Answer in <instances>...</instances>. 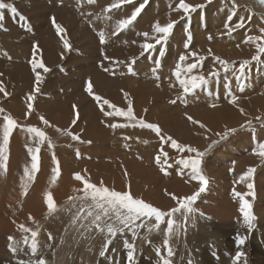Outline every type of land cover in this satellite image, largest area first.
Returning a JSON list of instances; mask_svg holds the SVG:
<instances>
[{
	"label": "rangeland",
	"instance_id": "374dc122",
	"mask_svg": "<svg viewBox=\"0 0 264 264\" xmlns=\"http://www.w3.org/2000/svg\"><path fill=\"white\" fill-rule=\"evenodd\" d=\"M18 1L3 0L14 5L17 14L13 15L6 9L0 11H3V14L11 13V18L18 21L21 14L17 6ZM89 1L94 3L90 12L80 11L78 6L79 12L75 17L73 12L76 10L72 11L73 9L60 14L56 23L69 33L75 31L78 45L72 40L71 33L70 37L67 35L65 39L70 45V50L68 49L66 62H53L52 67H47L48 71H44L43 68L31 69V72L35 73L33 81L28 79V74L22 70L27 62L31 66V60L33 58L37 60V52L41 47V43L37 42L38 38L31 30L11 34L7 29L0 28V85L5 89V92H0V108L3 109V112H0V131L7 123L5 116H11L17 122L10 135L12 142L7 150V166L0 169V200L5 195L14 199L15 196H20L19 191L22 192L24 184L28 185L25 187L26 195L22 198L26 200L29 197L42 174L41 157L45 154L51 157L49 158L51 166L48 170L50 176L45 185L43 184L44 193L40 192L39 195L46 202L45 196L51 195L53 201L60 203L59 208L36 218L29 213L24 215L20 210L21 204L25 201L22 198L18 203L4 204L0 201V221L2 226L8 227L0 229V264H37L39 260H43L44 264H162L160 257L170 259L171 264H228L219 254L222 250L227 252L226 255L234 258L229 264L237 262L235 256L238 250L245 253V258L240 264H250V262L264 264L261 263L264 258V199L263 208L258 212L256 208L260 199L257 190L255 188L251 190L255 193L253 197L241 191L239 187L242 183L243 186L245 184L240 180V176L246 175L248 168H255L256 171L251 180H245L246 187L248 183L257 185L258 175L264 172V158L253 154L258 150L259 144L264 143V54H259L260 63L252 60V57L258 54L257 44L264 46V5H261L259 0H197L196 2L184 0L195 8V11L185 14L183 10H175L179 0H132L110 11L108 10L110 6L119 3V0H109L106 4L104 0ZM47 2H54L53 6H49L48 16L51 17L54 14L52 11L59 2L55 0H47ZM153 2H163V5L149 12L150 10L146 8ZM137 3L138 7L141 3L144 5L142 12L131 25L117 33L118 23L131 17L136 9H133V4ZM166 11H170L171 14L166 15ZM209 13L215 17L214 21L211 19L212 15H207ZM76 17L77 20L74 19ZM143 17L145 20L148 19L140 23ZM232 17L235 18L234 21ZM242 18L244 27L235 28L233 25L239 23ZM157 22L161 26L174 22L175 26L166 43L156 45L154 50L144 52L141 47L143 43L146 41L155 43L151 37L156 35L153 32ZM229 28H232V31H229ZM52 31L56 32L53 23ZM100 32L105 35L103 44L99 39ZM189 32L192 40L190 46L186 48ZM144 33H148L147 38ZM255 37L260 39H250ZM114 38L120 40L114 43ZM131 43L137 45L136 48ZM170 43L172 49L169 53ZM75 52L78 54L77 61L67 65V61ZM191 52H195L197 57H204L192 74H203L209 83L185 95L176 79L175 71L177 65L181 64L179 61L181 55L188 57L182 67L186 68L188 64L196 62V58L190 55ZM217 56L228 61L232 67L225 71L214 59ZM244 60L252 62L244 73H240V62ZM92 64L96 66V72L107 67L113 73L121 72L125 76L127 74L125 79L128 84L125 87L127 96L124 97L126 101L121 102L122 104H115L111 99L108 101L125 112L131 102L133 122H137L135 127L132 126L133 122L128 121L124 116L113 115L112 122L105 121L104 113L112 112L113 109L107 108L109 105L101 104L100 101H96L95 111L84 107L83 97L86 96L88 83L91 82L87 78L90 70L88 65ZM213 71L218 72L219 75H210ZM37 73L41 76L39 84L35 79ZM185 74L182 73V76ZM37 87L40 88L38 93ZM131 88L137 90L136 93L138 92L140 97L138 104L141 108L130 99L131 96L128 94ZM222 92L225 93L224 96ZM93 93L98 95L94 88ZM29 95H33L34 99L29 101ZM230 95L232 98L236 97L235 104L231 102ZM192 98L193 101L189 100ZM174 100L176 102L172 103L171 101ZM29 104L32 105L31 109L28 107ZM213 104L216 107H213ZM61 105H64L66 110ZM39 106L43 112L39 111ZM150 108L157 114L160 112L159 115H154ZM19 114L25 117H20ZM189 116L196 121L205 122L203 123L205 128L193 124L188 119ZM44 120L49 123L44 124ZM140 120L146 124L159 126L161 136L165 138L170 136L178 143L198 151H206L213 141H218L210 151H207L202 161L203 174L209 179V185L194 203L195 213L187 215V218L183 212L171 217L175 224L170 237L167 232L169 217H165L164 223L160 224L159 228L155 227L154 217H142L135 222L137 225L143 224L142 227L137 228V236H133L128 229L123 233L118 232L112 239V244L108 245L105 255L101 256L100 253L104 250L103 246L108 236L106 225L122 226L116 219L115 210L108 209V215L105 216L104 210L97 208L91 197H85L84 181L97 187L102 185L109 190L129 191L133 198L141 199L162 211H170L178 207L169 194L184 198L193 195L200 187L197 181L191 179L190 169H185L179 163L182 159L195 158V153L177 151L171 147L170 142H163L151 129L141 128L138 123ZM249 122L251 128L247 127ZM116 123L128 126L117 129L109 127ZM76 125L78 132L73 128ZM85 126L92 129L87 131ZM29 127L39 128L44 132L46 139L41 142L39 137L26 131ZM211 128L212 130H209ZM230 129L236 131L230 132ZM2 133L0 132V145L3 144ZM218 133H228L227 138L221 139ZM28 135L30 136L28 143L19 140ZM30 148L33 150L39 148L37 153L39 166L33 173L32 180L25 175V170L31 169ZM161 150L167 155H163ZM59 154L74 156L81 164L66 165L64 174L58 159ZM116 155L123 156L124 159L122 157L120 160ZM156 156H160V163H157ZM108 159L111 160L107 161ZM244 160L246 163L243 162ZM238 161H242V165ZM57 167H59L58 173L55 171ZM74 169L77 171L74 172ZM76 174L83 179L77 181ZM60 187L66 194L56 199L50 194L51 189ZM213 190L216 193L211 192ZM234 192L243 194L253 205L252 212L256 219L253 221L251 231L243 223L239 211L240 200L233 194ZM219 195L220 197L222 195L220 199ZM206 196L211 202L207 201ZM215 196H218V199ZM227 197L229 200L231 198V201L222 200ZM238 200V204L234 206ZM218 203L220 205L216 207ZM201 212L203 216L200 215ZM18 214L20 224H17ZM97 214L101 215L100 221H95ZM24 228L28 231L25 232ZM101 228H104V231H101ZM149 228H152V231H149ZM33 231L37 232L35 254L31 251ZM241 236H247L246 244L243 246L238 243ZM165 240L168 241L167 245L164 243ZM126 241L134 245L132 261L128 260L129 250ZM14 246L15 252L12 251ZM168 247L173 251L171 257H167Z\"/></svg>",
	"mask_w": 264,
	"mask_h": 264
},
{
	"label": "snow or ice",
	"instance_id": "6c2138e0",
	"mask_svg": "<svg viewBox=\"0 0 264 264\" xmlns=\"http://www.w3.org/2000/svg\"><path fill=\"white\" fill-rule=\"evenodd\" d=\"M132 2V0H119V3H114L110 6V8L108 9L109 11L112 8H119L121 7L122 4L124 3H130ZM259 3L261 5H264V0H259ZM144 5L141 4L139 7H137L134 12L132 13L131 17L128 19H124L122 21H120L118 23L117 26V33L120 30H123L125 28H127L129 25H131L136 19L137 17L140 15V13L143 10ZM198 7H202V6H198ZM8 10L10 11L13 15L17 14V9L14 5L9 4V3H5L3 2V0H0V10ZM177 11L179 10H183V12L185 14H189L192 11H195V8L191 5H189L188 3H185L184 0H179V4L178 7L175 9ZM23 19V17L21 18ZM52 23L56 29V32L58 35H60V38L64 41V47L66 49L70 50V45L67 41V39H65V29L56 23L55 17H52ZM4 20V14L3 11H0V22H2ZM174 22H169L167 23L165 26H161V24L159 22L155 23L154 25V33L156 35H154L153 37H151V39L155 40V43H143L141 45L142 49L144 52H148L149 50H154L156 45L159 44H164L167 42L168 37L171 35L173 29H174ZM235 28H243L244 27V19H240L239 23H237L236 25H234ZM229 31H232V28H229ZM146 38L148 37V33H144L143 34ZM99 39L101 44L105 43V35L103 32L99 33ZM209 39H211V37H209ZM253 40H259L260 37H255V38H250ZM191 40H192V36L191 33L189 32L187 35V43L185 44V47H189L191 44ZM257 51L258 54L254 55L252 57L253 61H256L257 63H260V55L259 54H264V46H261L260 44H257ZM209 52H211V50H209ZM5 55H7V53H5ZM190 55L192 57L196 58V62L194 63H190L187 65V67H182L183 62H185L188 57L185 55H181L179 57V61L181 62L180 65H177V69L175 71V76L176 79L179 81L180 87L183 89V93L185 95L187 94H191L193 92H195L196 89L201 88L203 85L209 83L208 79H206V77L203 74L200 75H193L192 72L194 69H197L201 62L203 61L204 57H197V54L195 52H191ZM9 59H11V57H8ZM105 59H107V57L105 56ZM214 59L223 67V69L225 71H228V69L230 67H232V65L226 61L221 59L220 57H214ZM252 61L249 60H244L242 62H240V68L239 71L240 73H244L246 70V67L251 63ZM31 66L33 70L36 69H40L43 68L44 71H48L47 68H45L44 64L42 62H37V60L35 58H33L31 60ZM101 67H103V65H101ZM182 73H186L185 75L182 76ZM210 75L212 76H217L219 75L218 72L213 71L210 73ZM36 82L37 84H39L40 80H41V76L39 75V73H37L36 77ZM40 91V88L37 87L36 88V92L38 93ZM87 91L89 94H92L93 88H92V84L91 82L88 83L87 86ZM0 92H5V89L2 85H0ZM5 95H7V93H5ZM125 96H127V93H125ZM34 99L33 95H29L28 96V100L31 101ZM94 99L96 101H100L101 97L100 96H94ZM172 103H175L176 101H171ZM237 102L236 97L232 98V103L235 104ZM186 103V101H185ZM103 104H107L109 105V107H111L113 109L112 112H105L104 114L106 116H112V115H119V116H124L128 119V121L133 122L134 121V117H133V112H132V108H131V102H129V107L128 110L125 111H121L119 109L116 108L115 105L110 104V102L108 100H104ZM29 109H31L32 105L29 104L28 105ZM213 107H216L215 105H213ZM103 110V109H102ZM241 111H243L241 109ZM0 112H3V109L0 108ZM4 119L7 121V123L4 125V129H3V144L0 145V169L2 168H6L7 166V160H8V144H9V137L13 131V129L17 126V122L11 117V116H5ZM41 119H43V117H41ZM188 119L193 123V124H199L200 128H205V125L199 121L194 120L191 116L188 117ZM44 124H48L49 122L47 120L43 121ZM137 122H133L132 126L135 127ZM139 126L141 128H148L151 129L157 136L161 137V140L165 143L170 142L171 147L176 149L179 152H184L187 151L189 153H195V158H188V159H182L179 161V163L181 165H183V167L185 169H190V176L192 180H195L199 183L200 187L199 190L197 192H195L193 195L184 197V198H178L176 197L174 194H169L172 196V199L174 201H176V203L178 204V207H174L172 208L170 211H162L157 207L152 206L149 203L144 202L141 199H135L133 198V195L130 194L129 191H115V190H109L106 187H103L102 185L100 187H97L95 184H91L88 183L87 181H84L85 187H84V195L85 197H91V199L95 202L96 207L103 209V215H108V209H113L115 210V215H116V219L119 222L120 226L114 227L112 224H107V233L108 236L106 238V244L103 246V251H101L100 255L104 256L106 251H107V247L108 245L112 244V239L116 236V234L119 233H123L125 229H128L129 231L132 232L133 236H137V228L142 227L143 224L137 225L135 222L140 220L142 217H147V218H155L156 224L155 227L159 228L160 224L164 223L165 221V217H169L170 219H168L167 221V232L169 237L172 235L173 233V227L175 224V221L173 219H171V217H173L174 214L176 213H181L183 212L184 214H186V218L187 215H191L193 213L196 212V209L193 207L194 203L198 200V197L204 193L207 190V187L209 185V179L206 177L205 174H203V169H202V161L203 158L206 156L207 151H210L216 143H218V141H213L212 144L209 145L208 149L206 151H198L195 148H192L190 146H185L183 144L178 143L175 139H173L172 137H163L161 136V129L159 126L152 124V123H145L143 120L138 121ZM127 124H122V125H117V124H111L110 127L112 128H117V127H127ZM243 127V126H242ZM247 127L251 128V122L248 123ZM27 132L29 133H33L35 136L40 138V141L43 142L46 137L44 132H42L39 128L36 127H29L26 129ZM230 132H235L236 129H230ZM217 135L220 136L221 139H226L228 133H218ZM76 139H78V137H76ZM163 153V150H161ZM29 152L32 153L31 155V169L25 170V175L28 177L29 180L33 179V173H35L38 169L39 166V157L37 155V153L39 152V148H36L35 150L33 149H29ZM253 154L258 155L259 157L264 158V143H260L258 146V150L255 151ZM163 155H167V153H163ZM53 159H55V156H53ZM156 161L157 163H160V156H156ZM55 171L58 173L59 172V167H57L55 169ZM256 169L255 168H248L246 175H242L240 176V180L244 181V180H251V178L253 177V174L255 173ZM127 174V173H125ZM75 179L77 181H81L83 178L79 175L76 174L75 175ZM130 187V185H129ZM248 189L250 190L248 192V195L250 196H255V193L252 192L251 190L253 189V184L252 183H248L247 185ZM236 197L239 198L240 200V206H239V211L242 214L243 217V223L246 226V228L251 231L253 228V221L256 219V217L253 215L252 212V208L253 205L251 203H249V201L245 198V196L239 192H234L233 193ZM47 204H48V208L50 210H52L54 208L53 205V200H52V196L48 195L47 196ZM91 215V213H89ZM201 216H203L204 214L201 212L200 213ZM208 219H211L210 217H208ZM101 220V215L97 214L95 216V221H100ZM99 226V225H97ZM101 231H104V228L100 229ZM24 231L27 232L28 229L24 228ZM149 231H152V228H149ZM32 236V243H31V251L32 253H36L37 251V241H36V237H37V232L33 231L31 233ZM9 239H12L11 237H9ZM51 239V237H50ZM246 240H247V236H241L239 239V245L243 246L246 244ZM126 243V247L128 248L129 252H128V260L132 261L134 258V245L131 243ZM165 245L168 244V241L165 240L164 241ZM12 251L15 252L16 248L15 246L12 248ZM173 255V251L171 249V247H168L167 249V257H171ZM245 258V253L242 250H238L235 256V260L237 262H241L242 259ZM160 259L162 260V264H171L170 259L165 258V257H160ZM37 264H44L43 260H39L37 261Z\"/></svg>",
	"mask_w": 264,
	"mask_h": 264
},
{
	"label": "bare ground",
	"instance_id": "6f19581e",
	"mask_svg": "<svg viewBox=\"0 0 264 264\" xmlns=\"http://www.w3.org/2000/svg\"><path fill=\"white\" fill-rule=\"evenodd\" d=\"M55 1H57V2H59V3H57V7L52 11L54 14L50 17V16H48V14H49V6H53V4H54V2L53 3H48L47 2V0H27L26 2H23V0H19L18 1V8L21 10V14H19V20L17 21V20H14V19H12L11 18V13H4V20L2 21V22H0V28H2V29H7L11 34H17V32H20V33H22L23 31H26V30H28V31H30L31 30V32H34V34L36 35V37L38 38L37 39V42H39V43H41V47H39V50H38V52H37V60H38V62H42L43 64H44V66H45V68H47V67H52L51 65H52V63L53 62H55V63H61V62H66V60H65V58H66V56H67V53H68V49H66L65 47H64V42H63V40L60 38V35H58L57 34V32H54V31H52V17H55V20H57V22L59 21V19L58 18H60V14L63 12V11H68V10H70V9H73L72 11H74V10H76L75 12H73V17H75V16H77L78 15V9H77V7L79 6V9H80V11H85V12H90L91 10H92V8H93V6H94V3L92 2V1H89V0H67L66 2H64L63 0H55ZM107 1H109V0H104V3L106 4L107 3ZM113 1V0H112ZM115 1H117V0H115ZM187 1V0H186ZM188 1H190V0H188ZM197 0H194V2H196ZM200 1H204V0H200ZM207 1V0H206ZM61 2V3H60ZM142 4V3H141ZM193 4H195V3H193ZM138 3L137 4H133V9H135V8H137L138 7ZM160 5H163V2H161V3H155V2H153L152 4H150V5H148V8H146L147 10H150L149 12H152L151 10H155V9H159V8H161L162 6H160ZM220 6V5H219ZM51 12V11H50ZM148 12V13H149ZM212 14H213V12H211ZM211 13H209V14H207V15H212ZM229 13V12H228ZM112 14V13H111ZM164 14V13H163ZM171 14V12L170 11H166V15H170ZM142 15V14H141ZM147 15H149V14H147ZM174 15V14H173ZM23 17V19H21ZM50 17V18H49ZM148 17V16H147ZM208 17V16H207ZM211 17V16H210ZM25 18V19H24ZM164 19H166L165 17H163ZM173 17H172V15H171V19H172ZM233 18V17H232ZM231 18V19H232ZM75 20H77V17L76 18H74ZM148 19V18H147ZM146 19V20H147ZM211 19H213V21H214V19H215V17H213V15H212V17H211ZM234 19L235 18H233V21H234ZM115 20V19H114ZM145 20V17H143L142 19H141V21H139L140 23L141 22H145L146 21ZM181 20V19H180ZM160 21H162V20H160ZM165 21V20H164ZM170 21H172V20H170ZM198 21H200V20H198ZM167 22V21H166ZM235 23V22H234ZM139 24V23H138ZM237 24V23H236ZM166 24H164V26H165ZM234 26V25H233ZM135 27H137L136 25H135ZM139 27V26H138ZM134 28V27H133ZM104 29H105V27H104ZM66 30V29H65ZM131 30V29H130ZM151 30V29H150ZM131 31H133V30H131ZM27 32V31H26ZM130 32V31H129ZM135 32V31H134ZM153 32V31H152ZM71 33V37H72V40L75 42V44L76 45H78L77 43H78V39H77V36H76V34H75V31L74 32H70ZM70 33H69V31H65V34H64V36H65V38L67 37V35L70 37ZM154 33V32H153ZM176 33V32H175ZM178 34V33H177ZM152 36V35H151ZM150 36V37H151ZM119 37V36H118ZM153 37V36H152ZM139 38V37H138ZM115 39H117V40H115ZM120 40V39H119ZM118 40V38H114V40H113V42L114 43H116V42H118L119 41ZM136 40V39H135ZM154 40V39H153ZM228 40V39H227ZM123 41V40H122ZM126 42V41H125ZM140 42V41H139ZM145 42V41H144ZM132 43H133V41H132ZM131 43V44H132ZM138 43V42H137ZM146 43H147V41H146ZM153 43V42H152ZM219 43V42H218ZM221 43V42H220ZM254 43V42H253ZM125 44V43H124ZM140 45V44H139ZM132 46H135V44H132ZM132 46H130V47H132ZM137 46V45H136ZM136 46H135V48H136ZM84 47V46H83ZM119 47H121V46H119ZM140 47V46H139ZM220 47V46H219ZM85 48V47H84ZM118 48V47H117ZM138 48V47H137ZM90 49V48H89ZM138 49H140V48H138ZM137 49V50H138ZM171 49H172V43H170V45H169V53L171 52ZM105 50V49H104ZM130 50V49H129ZM131 50H133V51H136V49L134 50V49H131ZM123 52L125 51V50H122ZM121 51V52H122ZM132 53V52H131ZM105 54V53H104ZM107 54V53H106ZM117 54V53H116ZM77 56H78V54L75 52L74 53V55L72 56V57H70V59L67 61V65H69V64H71V63H74V62H76L77 61ZM115 57V56H114ZM84 60V59H83ZM166 61H168V60H166ZM187 61V60H186ZM142 62V61H141ZM147 62H148V60H147ZM169 62V61H168ZM144 63V62H143ZM143 63H141V64H143ZM153 63H154V61H153ZM169 64V63H168ZM167 64V65H168ZM184 64H186V63H184ZM88 68H90V70H89V74L87 75V78H89L90 80H91V84H92V87L94 88V90H96L97 92H98V95H96V94H89L88 92H87V94H86V96H84L83 97V100H85V105H84V107H86V108H88V109H92L93 111H95V109H97L96 107V100L94 99V96H100L101 97V100H100V103L102 104L103 103V101L104 100H109V99H111V100H113L114 101V103L115 104H122L121 102H123V101H126V99L124 98L125 97V87L128 85L127 83H126V81L127 80H125L126 79V76H127V74H126V76H125V74H123V73H121V72H116V73H113L111 70H109L107 67H105V68H103V69H101L100 70V72H96V66L94 65V64H92V65H88ZM110 68V67H109ZM31 69H32V66H29V62H27L26 63V65L25 66H23V70L22 71H25L27 74H28V79H31L32 81H33V74H35V73H33V72H31ZM123 69V68H122ZM121 68H120V70H122ZM124 69H125V67H124ZM141 69V68H140ZM143 69V68H142ZM148 70V69H147ZM146 70V71H147ZM79 71V70H78ZM148 72V71H147ZM146 73V72H145ZM167 73V72H166ZM133 74V73H132ZM165 74V73H164ZM231 76V75H230ZM114 78V79H113ZM216 80V79H215ZM254 83V82H253ZM222 85V84H221ZM222 88L223 87H221V90H222ZM136 91L137 90H135L134 88H131L130 90H129V94L128 95H130L131 97H130V99L132 100V102L134 103V104H137V106L139 107V108H141L139 105L140 104H138V103H140L139 102V100H140V97H139V95H138V92L136 93ZM250 91V90H249ZM223 93V92H222ZM166 94V93H165ZM200 94V93H199ZM212 94H214V92L212 93ZM224 94L225 93H223V96H224ZM216 95V94H215ZM200 96V95H199ZM202 96V95H201ZM208 96V95H207ZM211 97L214 99V97H213V95H211ZM211 97H208L209 99L211 98ZM228 97V96H227ZM227 97H225L226 99H227ZM229 97H231L230 98V100L232 99V96L230 95ZM196 98H197V96H196ZM223 98V97H222ZM259 98V97H258ZM208 99V100H209ZM224 99V98H223ZM160 100V99H159ZM189 100H192L193 101V98L192 99H189ZM188 100V101H189ZM198 100V99H197ZM229 100V101H230ZM201 101V100H200ZM220 102V101H219ZM232 102V101H231ZM193 103V102H192ZM214 105V104H213ZM223 105V104H222ZM62 107H64V109L66 108L64 105H61ZM136 106V105H135ZM142 106V105H141ZM220 107V106H219ZM107 108H110V107H107ZM138 108V109H139ZM144 108V107H143ZM155 108V107H154ZM137 109V110H138ZM216 109V108H215ZM60 110H62V108L60 107ZM66 110V109H65ZM64 110V111H65ZM141 110V109H140ZM217 110V109H216ZM220 110V109H219ZM39 111H41V112H43L41 109H40V106H39ZM143 111V110H142ZM150 111H152L153 112V114L154 115H156V116H158L159 115V113L157 114L155 111H153L151 108H150ZM156 111H158V110H156ZM141 112V111H140ZM139 112V113H140ZM221 112V111H220ZM25 113H26V111H25ZM64 113V112H63ZM45 114V113H44ZM65 114H66V111H65ZM64 114V115H65ZM20 115V114H19ZM98 115L99 116H101L100 114H99V112H98ZM207 115V114H206ZM20 117H25V115H20ZM102 117V116H101ZM113 117V115L112 116H106V115H104L103 116V119L105 120V121H107L108 123L111 121V118ZM117 117V116H116ZM226 117V116H225ZM228 117V116H227ZM204 117H201V119H203ZM64 119H66L65 117H64ZM205 119V118H204ZM68 120V119H67ZM209 120V119H208ZM208 120H206V122L208 121ZM66 121V120H65ZM210 121V120H209ZM5 122V121H4ZM70 122V121H69ZM112 122V121H111ZM201 122H202V120H201ZM62 123V122H61ZM202 123H204L205 124V122H202ZM117 124V123H116ZM118 125V124H117ZM198 125V124H197ZM88 127V126H87ZM90 127V126H89ZM101 127V126H100ZM110 127V126H109ZM208 127H211V126H208ZM74 129H75V131L76 132H78L79 131V129H78V126L76 125L75 127H73ZM84 128H86V126L84 127ZM88 129H92V128H86V130L88 131ZM102 129V128H101ZM117 129V128H116ZM89 130V131H90ZM209 130H212V128L211 129H209ZM74 131V130H73ZM94 131V130H93ZM101 131V130H100ZM116 131H118V130H116ZM115 131V132H116ZM124 131H126V130H124ZM0 132H3V130H1ZM91 132V131H90ZM109 132V131H108ZM113 132V131H112ZM3 134V133H2ZM20 134V133H19ZM109 134V133H108ZM126 134V133H125ZM17 135V134H16ZM208 135V134H207ZM213 135H215V134H213ZM212 135V136H213ZM18 136V135H17ZM98 137V136H97ZM17 137H15V139H16ZM19 140H22L23 141V143H28L29 142V140H30V136L28 135V136H26L25 138H23V139H19ZM15 141V140H14ZM17 141V140H16ZM11 142H12V137H9V144H8V147L10 146V144H11ZM123 143V142H122ZM125 144V143H124ZM110 146V145H109ZM117 146V145H116ZM66 148V147H65ZM101 149V148H100ZM255 150H256V148H254ZM116 151V150H115ZM118 151V150H117ZM106 152V151H105ZM123 154H124V152H123ZM122 153H121V155H123ZM126 154H124V156H125ZM94 156V155H93ZM97 156V155H96ZM116 156H118V158L120 159V158H122L123 156H119V155H116ZM49 158H51V157H49V156H47V155H45V154H43L42 155V157H41V163H42V168H41V170H42V174H41V176L38 178V180H37V184H36V187H35V190L33 189V192L29 195V197L25 200V199H23L22 197L24 196V195H26L25 193H26V189L27 188H25V187H27V183H29V182H24V183H26L27 185H25L24 183H22V184H24V187H23V189H22V192L21 191H19L20 192V196H18V197H16L15 196V199L13 198V197H10V196H7V195H5V197L4 198H1V202L2 203H4V204H7V203H11V202H17L18 203V201L22 198L23 200H25L22 204H21V207H20V210H22L23 212H24V215H25V213H29L30 215H32V216H35L36 218L37 217H39V216H43V213H49V211H51L49 208H48V204H47V202L42 198V197H40V195H39V193L40 192H43L44 191V187H43V184L45 183V182H47L48 181V179H49V167L51 166V163H50V160H49ZM144 158V157H143ZM58 159H59V162H60V164H61V167L64 169L63 170V172H64V174H65V166L66 165H70V164H79L80 162L77 160V158H74V156H62V155H60L59 154V156H58ZM93 159H94V157H93ZM122 159H124V157L122 158ZM130 159V158H129ZM111 160V159H110ZM109 159L107 160V161H110ZM121 160V159H120ZM243 160V159H242ZM112 162V161H111ZM116 162V161H115ZM124 162V161H123ZM238 162H241L240 164L242 165V163L243 162H245V160L242 162V161H238ZM247 162H249L248 160H247ZM84 163H85V161H84ZM125 163V162H124ZM246 163V162H245ZM250 163V162H249ZM249 163H248V166L250 167V165H249ZM81 164V163H80ZM110 164V163H109ZM123 164V163H122ZM237 165H239V164H237ZM244 165V164H243ZM93 166V165H92ZM109 166V165H108ZM245 166V165H244ZM248 166H247V168H248ZM68 167V166H67ZM237 167H239V166H237ZM241 167V166H240ZM27 168V167H26ZM115 168V167H114ZM76 169V168H75ZM74 169V172L75 171H77V170H75ZM90 169V168H89ZM11 170H12V172H13V169L11 168ZM11 170H10V172H11ZM70 171H71V169H70ZM73 171V170H72ZM87 171H89V170H87ZM74 172H72V173H74ZM62 173V172H61ZM113 172H111V174H112ZM123 174H124V172H122ZM214 173V172H213ZM10 174V173H9ZM12 174V173H11ZM115 174H117V173H115ZM95 176V175H94ZM98 176V175H97ZM116 176V175H115ZM119 176V175H118ZM125 176V175H124ZM124 176H122V177H124ZM143 177V176H142ZM72 178V177H71ZM133 178V177H132ZM11 179V178H10ZM113 179V178H112ZM116 179V178H115ZM239 179V178H238ZM107 180H109V179H107ZM127 180V179H126ZM27 181H28V179H27ZM247 181V180H246ZM246 181L244 180L243 182L246 184ZM74 182V181H73ZM73 182H70L71 184H73ZM239 182V181H238ZM80 183V182H79ZM17 184V183H16ZM21 184V183H20ZM119 184V183H118ZM122 184V183H121ZM245 184H244V186H243V183H242V186H239L240 187V189H241V191H244L245 193H248V187H246L245 186ZM30 185V184H29ZM45 185V184H44ZM239 185V184H238ZM19 188V187H18ZM25 188V189H24ZM80 188V187H79ZM83 188V187H82ZM253 188H255L256 190H257V193H258V198L260 199L259 200V202H258V204H257V208H256V210L258 211V212H261V211H259V210H261L263 207V205H262V200L264 199V172L263 173H261V174H259L258 175V180H257V185H255ZM14 189V188H13ZM216 189V188H215ZM19 190H21V189H19ZM238 190V189H237ZM16 191V190H15ZM190 191V190H189ZM225 191V190H224ZM239 191V190H238ZM8 192V191H7ZM211 192H214V193H216L215 192V190H213V191H211ZM44 193V192H43ZM213 193V194H214ZM12 194H15V193H13L12 192ZM17 194H19L18 192H17ZM50 194H52L53 196H55L54 198H59V197H63L65 194H66V192H64L62 189H61V187L60 188H53V189H51V193ZM150 194V193H149ZM223 194H225V192L223 193ZM210 195V194H209ZM226 195H227V193H226ZM247 195V194H246ZM211 196V195H210ZM209 196V197H210ZM47 196H45V198H46ZM211 197H213V196H211ZM216 197V196H215ZM221 197H222V195H221ZM220 197V195H219V199L221 198ZM233 197H234V195H233ZM9 200H8V199ZM10 198H12V199H10ZM66 198V197H65ZM206 198H207V201L209 200L208 199V196H206ZM217 199H218V196L216 197ZM228 198V197H227ZM227 198H225V199H227ZM235 198V197H234ZM68 199V198H67ZM215 198H213V200H214ZM216 199V200H217ZM225 199H222L223 201H231V198H230V200H229V198H228V200H225ZM239 199V198H238ZM22 200V201H23ZM65 200V199H64ZM215 200V201H216ZM235 200H237V198L235 199ZM210 201V200H209ZM211 202V201H210ZM222 202V201H221ZM235 202V201H234ZM234 202H232V203H234ZM238 202H239V200L237 201V202H235L234 203V206L235 205H237L238 204ZM20 203V202H19ZM227 204H229L228 202H226ZM231 203V202H230ZM59 202L58 201H56V200H54L53 201V205H54V208L52 209V210H54V209H56V208H59ZM213 204V203H212ZM223 204H225L224 202H223ZM222 204V205H223ZM218 205H220V203H218L217 205H216V207L218 206ZM7 206V205H6ZM210 206V205H209ZM225 206H227L226 204H225ZM224 206V207H225ZM230 206H232V204L230 205ZM228 207H229V205H228ZM225 208H227V207H225ZM214 209V208H213ZM224 209V208H223ZM228 209V208H227ZM232 209V208H231ZM232 212H234L233 210H232ZM31 216V217H32ZM45 216V215H44ZM26 217V216H25ZM19 218H20V216H19V214L17 215V218L16 219H18V222H17V224H20V221L21 220H19ZM24 218V217H23ZM40 218V217H39ZM17 221V220H16ZM11 226H13V225H11ZM18 226V225H17ZM2 227H4L5 229L6 228H8L7 226H2V223H1V221H0V229L2 228ZM19 227V226H18ZM18 227H16V229L18 228ZM3 228V229H4ZM14 234V233H13ZM2 239V238H1ZM239 243V242H238ZM260 243V242H259ZM234 247V246H233ZM199 248V247H198ZM230 248V247H229ZM228 251V250H227ZM226 251L225 250H222V251H220L219 252V254H220V256H222V259L223 260H226L227 262H228V264L230 263V262H233V257H231V256H229V255H226V253H225ZM261 259V258H260ZM259 259V260H260ZM247 260V259H246ZM254 260H256V259H254ZM253 260V261H254ZM258 260V259H257ZM146 261H148V259H146ZM249 261V260H248ZM262 262L261 263H264V258H262V260H261ZM223 262V261H222ZM255 262H257V261H255ZM150 263V262H149ZM224 263V262H223ZM236 264H240L241 262H235ZM234 263V264H235ZM250 264H251V262H250ZM255 264V263H254ZM257 264V263H256Z\"/></svg>",
	"mask_w": 264,
	"mask_h": 264
}]
</instances>
